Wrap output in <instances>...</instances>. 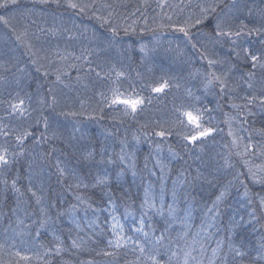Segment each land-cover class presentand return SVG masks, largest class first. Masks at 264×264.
Instances as JSON below:
<instances>
[{
  "label": "trees",
  "instance_id": "trees-1",
  "mask_svg": "<svg viewBox=\"0 0 264 264\" xmlns=\"http://www.w3.org/2000/svg\"><path fill=\"white\" fill-rule=\"evenodd\" d=\"M0 16V264H264V68L243 51L264 53V0H16ZM218 22L248 27L233 44ZM187 111L209 136L184 138Z\"/></svg>",
  "mask_w": 264,
  "mask_h": 264
},
{
  "label": "snow or ice",
  "instance_id": "snow-or-ice-1",
  "mask_svg": "<svg viewBox=\"0 0 264 264\" xmlns=\"http://www.w3.org/2000/svg\"><path fill=\"white\" fill-rule=\"evenodd\" d=\"M9 2L14 4V3H16V0H3V3H0V7H7ZM42 2L47 3L48 0H42ZM52 2L59 4V0H52ZM233 3H235V0H233ZM68 6L71 7V8H77L78 7L77 4L71 3V2H69ZM216 7H217L216 5L212 6L211 7V11L215 12L216 11ZM81 11H83V8H81ZM201 11H202L203 15L201 17L197 18L194 23L185 22L184 25L177 27L175 30L179 31V32H182L187 37L189 35V30L192 27H195L196 25H199V24L203 23V21L207 19L208 9L202 8ZM169 19H171V17H169ZM0 21H3L5 24H8V20L4 16H0ZM247 27L248 26L246 24H243L241 22V24L239 26V29L236 30L235 32H233L231 30H224L221 27V24L218 22L216 24V26H215L214 31H215V36L216 37H228L229 39H231L233 36L240 37V36L244 35L245 34L244 33V29H246ZM113 32H115V29H113ZM253 32L259 33L260 29H256V28L249 29L246 34L247 35H251ZM17 39L18 40L21 39V36L18 35ZM231 42L233 44H235L236 40L235 39H231ZM193 47H195V45H193ZM243 51H244L245 55L250 59L253 68L257 67L258 64H259V67L264 68V62H261V56H264V53H261V55H257L255 53H253L249 48H244ZM236 55L239 56V53H236ZM208 63H209V65H212L213 63H215V61L209 60ZM97 74L99 75V73H97ZM117 75L120 76V75H122V73H117ZM213 77L216 80H220L221 83H223L221 78L218 77V76H215L214 73H213ZM250 78H251V74H250ZM209 83H211V81H209ZM165 86H166V83L164 85L159 86V87H154L153 91L154 92H161V91H163ZM143 102L144 101L142 99H132V98L122 99V98H120L119 95H114L111 103L112 104H117V103L123 104V105L126 106V108H130L131 111L133 113H135L137 108H138V106L143 104ZM261 103L264 104V99L261 100ZM22 105H23V101H20L19 105L12 104L11 107H12V109L14 111H18V112L21 113V115H23V112L25 111V109L22 108ZM71 115H75V113H71ZM183 115L187 118L188 124L194 126L193 133L190 136H185L184 137L186 140H188L189 142H196L197 140H199V139H201L203 137H207V136H209L211 134L212 129L204 128L201 125L200 121H201L202 117L199 114V112H197L196 114H193V112L187 111V112H184ZM181 123H183V121H181ZM45 127H47V124H45ZM29 135H31V133L25 132V133H23L21 135H18L16 137V139H17L19 144H23L24 140ZM157 135L163 136L164 133L160 132V133H157ZM9 163H10V161H9V158H8L7 149H4L3 151H0V168H3L5 166H7ZM103 182H104L103 180H98L97 181V183H103ZM13 187H15V181L13 182ZM17 191H18V189H17ZM33 195H35V193H33ZM138 230H142V229H138ZM144 235L147 236L148 234L144 233ZM160 239H163V237L159 238L156 242L159 243ZM108 243H109L110 246L113 245V241H111V240L108 241ZM73 246L74 247L76 246V242L75 241H73ZM115 246L116 247H120L121 246L119 240H117L115 242ZM3 247L4 246L2 244H0V249H2ZM262 247H264V245H262ZM59 251H60V249L58 248L57 249V254H59ZM144 251H145V249L143 247H140L141 254H143ZM213 251L215 253V250H213ZM104 254L105 255H111V253H107V252H105ZM235 254L237 256H240V257H243L244 255H246V253L242 252L240 249H235ZM15 255L17 257H19L20 260L27 261V260L30 259L29 256L22 255L19 251H17L15 253ZM172 255L174 256L175 253H173ZM151 260H152V264H160V262L156 259L155 256H152Z\"/></svg>",
  "mask_w": 264,
  "mask_h": 264
}]
</instances>
